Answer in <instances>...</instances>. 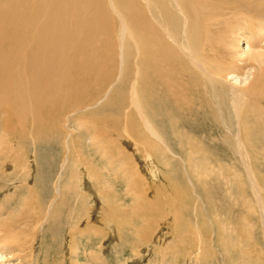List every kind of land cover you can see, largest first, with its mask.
<instances>
[{
	"label": "bare ground",
	"instance_id": "1",
	"mask_svg": "<svg viewBox=\"0 0 264 264\" xmlns=\"http://www.w3.org/2000/svg\"><path fill=\"white\" fill-rule=\"evenodd\" d=\"M127 144L149 160L176 150L188 168L172 162L173 176L206 170L218 162L212 151L234 152L254 183L250 164L264 161V0H0V192L16 200L0 208V243L36 241L43 219L65 211L59 199L73 196L76 167L103 191L111 180L142 185ZM56 162L47 210L43 171L52 177ZM176 187L164 203L174 220ZM159 203L131 210L139 244ZM104 209L124 227L119 207Z\"/></svg>",
	"mask_w": 264,
	"mask_h": 264
},
{
	"label": "rangeland",
	"instance_id": "2",
	"mask_svg": "<svg viewBox=\"0 0 264 264\" xmlns=\"http://www.w3.org/2000/svg\"><path fill=\"white\" fill-rule=\"evenodd\" d=\"M205 147L203 155L207 159L209 151ZM126 150L132 156V164L136 165L139 178L142 179L140 188L138 185H132L133 183L127 185V188L126 185L117 186L116 182L111 180L112 183L109 181L111 184L107 181L111 187L103 191V188H96L92 183H87L82 169L76 167L73 169L76 177L70 187L73 196L76 195L74 198L71 196L59 199V202L63 203L62 206L66 205L65 211L55 215V211L59 209L56 210L57 207L53 206L55 209L50 217L43 219L46 222L41 225L42 232L36 241L33 240V235H30L21 245L0 243L2 250L0 264H4L1 261H7L5 264H96L99 261L100 264H264L263 159H260L263 164L259 166L254 165V162L250 164L253 165L251 171L254 178V183L251 184L247 169L241 165L240 157L234 152L229 154L228 151H212L211 153L218 157V162L207 164L206 170H200L192 165L191 168L180 170V174L173 176V169L170 168L172 162L179 169L188 168L187 162L176 150L171 149L175 157L166 151L162 158L160 156L153 158L159 160L156 164L152 162L153 159L150 158V161L142 154L133 152L128 144ZM250 154L257 156L258 151H250ZM60 165L61 162L52 164L55 171L52 177L51 173L43 171V177L49 175L46 184L48 187L45 189L47 195H43L47 199L44 205L47 210L50 205L52 206L54 194L51 193H54L55 188L58 189L57 175L61 173ZM32 166H35L33 161ZM166 167L168 168L165 170ZM123 171V175L127 176L131 172L130 168ZM200 179L205 181L203 185L200 184ZM34 181L28 180L31 185L29 187L38 189L37 192L43 191L44 187L35 184ZM63 183L69 185L63 181L59 183L61 187L63 186L61 189L64 188ZM173 184L177 186V193H174L173 199L175 201L173 209L179 213L176 220L164 206L165 200L173 197L170 191ZM136 187L139 189L136 190ZM253 187L258 191V198ZM183 192H185L184 196L182 195L183 200H179ZM105 193H110L107 195L108 199L102 196ZM3 194L0 192V208L8 210L16 204V200L3 201L1 200ZM185 194L188 196L185 197ZM144 201L150 205L162 201L159 204L163 206L156 211L148 212L149 222L147 221L145 227L149 226L154 235L152 234L150 240H144L139 244L138 234L134 230L142 226L137 221L132 226L131 210L136 204L140 206L139 204ZM105 205L111 208L119 207L123 211L122 214L126 218L124 227L118 226L113 217L109 219L107 208L104 209ZM56 218H59L60 223L57 222L58 228L53 230ZM32 225L34 226V222ZM145 241L149 243L142 244ZM138 245H142L139 253H132L130 251L133 250L132 247ZM164 248L165 250L169 248L170 252L164 253ZM88 253H93L95 258H91Z\"/></svg>",
	"mask_w": 264,
	"mask_h": 264
}]
</instances>
